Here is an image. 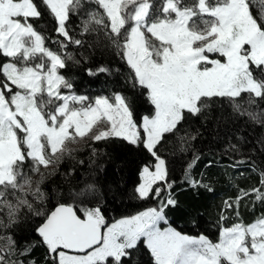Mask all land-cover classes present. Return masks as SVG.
Segmentation results:
<instances>
[{
	"label": "snow or ice",
	"instance_id": "6c2138e0",
	"mask_svg": "<svg viewBox=\"0 0 264 264\" xmlns=\"http://www.w3.org/2000/svg\"><path fill=\"white\" fill-rule=\"evenodd\" d=\"M45 16L55 22L57 39L34 23ZM92 34L91 42L84 39ZM70 45L115 50L151 114L137 118V100L120 92L93 100L73 91L61 74L69 61L80 63ZM111 72L107 65L88 69ZM224 103L233 122L264 128V0H0V264H35L21 257L37 244L48 264H145V251L147 264H264V213L245 222L240 211L249 198L264 204V170L259 187L224 200L217 240L163 226L166 209L178 202L162 150L175 138L188 151L200 134L188 132L189 118L206 122L209 110ZM115 139L152 158L140 170L135 198L166 195L156 207L109 222L99 199L104 166L97 149L79 177L86 161L77 153ZM257 142L264 146V138ZM230 149L238 151L237 144ZM198 160L194 154L184 177L192 188L211 191L202 175H192ZM65 161L73 166L61 172ZM56 175L68 184L66 194L45 189ZM53 196L58 202L49 209ZM230 215L235 220L225 224ZM32 217H42L39 240L22 246L14 229Z\"/></svg>",
	"mask_w": 264,
	"mask_h": 264
},
{
	"label": "trees",
	"instance_id": "16d2710c",
	"mask_svg": "<svg viewBox=\"0 0 264 264\" xmlns=\"http://www.w3.org/2000/svg\"><path fill=\"white\" fill-rule=\"evenodd\" d=\"M34 23L52 39L58 38L53 31L55 22L51 17L45 16L41 21ZM73 28L78 32V22L73 24ZM95 38V34L84 37L90 42ZM50 46L56 47L54 44ZM69 51L80 63L69 61L68 66L61 70V74L72 82L73 91L87 95L93 100L98 96L111 97L113 93L120 92L137 100V118L151 114L152 106L147 103L146 96L142 95L144 90L132 87L130 69L115 50L87 46L77 48L70 45ZM100 65H107L112 69L111 74H88V69H95ZM209 111L210 118L206 122H202L200 118H189L186 125L188 132L195 133L199 129L200 134L191 141L188 151H180V142L172 138L161 154L168 161L169 180L175 182L171 191L178 202L175 207L166 209L168 224L182 233L193 236L204 234L215 241L220 231L217 221L224 200L235 197L239 188L259 187L258 174L264 170V146L257 141L264 138V128L253 126L240 118L233 122L229 119L231 108L227 103L222 106L214 105ZM220 116L224 117V122L217 123ZM237 137H241L239 142ZM230 144H237L238 151H232ZM93 147L97 149V164L104 166L97 179L102 192L99 199L109 222L156 207L159 199L165 197L166 192L161 191L160 198L157 199L135 198L134 190L140 182V170L144 163L152 158L143 149L118 139L81 148L77 158L85 159L86 163L85 166L78 167L77 177L85 170ZM194 154L199 156V160L192 169V175L198 180L202 175L203 182L209 185L211 191L203 187L192 188L184 177L185 169ZM72 166L73 162L65 161L60 166V171L63 172ZM44 187L46 190L59 188L66 194L69 186L60 175H56L51 177ZM65 199L66 195L59 197L60 202ZM57 202L53 196L47 207L52 209ZM67 202L71 203L72 200L68 198ZM240 211L243 220L249 222L264 213V204L249 198L242 204ZM41 219L42 217H32L15 227V236L22 246L39 240L35 227ZM234 220L235 217L230 215L225 224ZM45 257L46 249L37 244L29 258H21L34 260L35 264H48ZM143 261L145 264L150 261L146 251Z\"/></svg>",
	"mask_w": 264,
	"mask_h": 264
},
{
	"label": "rangeland",
	"instance_id": "374dc122",
	"mask_svg": "<svg viewBox=\"0 0 264 264\" xmlns=\"http://www.w3.org/2000/svg\"><path fill=\"white\" fill-rule=\"evenodd\" d=\"M81 148H83V147H85V145H82V146H80ZM145 211V210H144ZM164 227H168L169 226V224L168 225H163ZM170 226H172V225H170ZM173 227V226H172Z\"/></svg>",
	"mask_w": 264,
	"mask_h": 264
}]
</instances>
